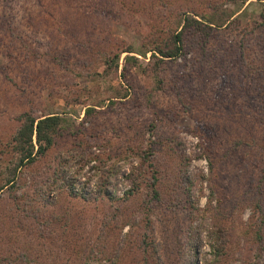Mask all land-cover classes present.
<instances>
[{"label": "rangeland", "instance_id": "obj_1", "mask_svg": "<svg viewBox=\"0 0 264 264\" xmlns=\"http://www.w3.org/2000/svg\"><path fill=\"white\" fill-rule=\"evenodd\" d=\"M222 1L64 0L57 4L54 0H0V154H6L0 162L13 155L6 144L19 129L22 114L69 119L47 157L22 171L17 191L6 190L0 199V264H66L64 224L56 222L53 227L43 222L54 211L73 216L71 203L79 205L81 200L71 198L69 191L94 193L89 202L101 211L94 216L96 223L113 219L111 234L102 237L108 246L106 255H112L127 236L134 251L122 257L121 263L143 259V254L136 253L138 227L133 230L131 223L141 222L148 214L153 229L146 230L160 245L165 264H186V251L196 247L200 253L195 263L209 264L213 260L210 231L222 220L217 200L209 205L216 185H224L226 196L235 202L234 253L226 264L252 261L256 244L243 233L250 210L240 215L241 184L246 176L239 160L247 158L252 165L257 150L264 146V128L243 118L235 100L230 102L219 93L217 100L211 97L213 71L201 65L209 60L211 66L216 65V74H221L227 69L222 70V60H215L218 54L227 56L229 50L224 51L223 40L218 39L207 50L212 52L204 55L198 46L204 37L190 32L185 36L184 56L164 61L156 72L152 52L144 48L157 37L167 41L168 31L180 30L183 11L222 25L223 38L240 45L245 32L260 21L262 3ZM256 47L251 45L255 51ZM116 53L117 67H110L106 60L111 61ZM256 53L252 57L259 63L264 54ZM220 85H224L223 78ZM89 108L96 113L87 116ZM213 124L221 129L214 128L208 142L201 135H209ZM235 142L241 144L232 161L225 149ZM214 150L222 151L215 179L207 154ZM87 153L93 162H87ZM98 156L115 169L108 187L112 201L95 199L101 181L93 168L100 165ZM141 170L147 172L139 179ZM150 171L158 172L161 200L148 211L144 202L153 201L154 196ZM56 173L58 182L53 184ZM133 180L141 186L127 202ZM46 181L57 205L43 208L46 199L37 189ZM189 184L190 198L182 191ZM97 227L94 240L100 235ZM97 257H103L102 253L95 251Z\"/></svg>", "mask_w": 264, "mask_h": 264}, {"label": "trees", "instance_id": "obj_2", "mask_svg": "<svg viewBox=\"0 0 264 264\" xmlns=\"http://www.w3.org/2000/svg\"><path fill=\"white\" fill-rule=\"evenodd\" d=\"M54 1L57 2V4H60L64 0ZM239 1L245 3L246 0H224L222 3L227 4L228 2ZM257 1L262 3L263 6V12L259 19L260 21L254 25V28L245 32L241 39V43L238 46L225 40V28H223L222 25L217 26L215 25V22L211 23L210 21L209 23L203 15L198 19V15L190 13L189 11H183L181 13L182 27L180 30L168 31L169 35L166 37L167 41H164V38L161 39L157 37L155 42L144 44V48H146V52H152V58L155 61V70L156 72H159L161 70V64H163L164 61H174L181 59L184 56L186 46L185 36L188 33L190 34L191 32L204 37L203 40L198 41V46L201 45V52H203L204 55H209V53L212 52H208L207 50L210 49V44L213 41L216 42L218 39L223 40L222 44L224 51L226 49L229 50V54L227 56L218 54L219 58L215 61L222 60L223 65L221 68L222 70L224 68L227 70L221 72V74H216V65L211 66V62L206 59L205 61H201L203 62L201 64L203 68L207 66L213 71L215 84L211 85L209 93L211 94V97L215 98V100L218 99V93L219 96L226 95L225 99H229L230 102L235 100V103L240 110L239 113L243 118H246L247 120L252 119L264 128V57L260 59L259 63L252 57V54H255L256 52V54H264V0ZM251 45L257 46V51L253 50ZM127 50L131 52L132 48ZM159 57L162 58L160 59ZM110 58L111 59L109 60L111 61L106 60L107 65L110 67L112 65L117 67V60L119 59L118 53L110 56ZM222 78L224 81L223 86L220 85ZM221 86L222 88H220ZM112 104L114 105L115 103ZM95 113V108H89L87 110V116L94 115ZM19 119L21 124L19 129L6 144V148H11L10 150L13 155L6 162H0V199L6 190L17 191L16 188L20 183H18L20 173L25 169L34 167L39 160L47 157L50 150L56 146L58 139L61 137L62 131L66 130L64 125L69 121V119L61 115L35 117L29 113L22 114ZM212 126L209 135L206 134V132L205 135H201L203 139L207 137L206 140H208V142H210L213 137V129H221L219 124H213ZM229 128L230 127L227 126V129L223 131L226 132ZM240 144L241 142H235L234 146L225 149L228 150L227 154H225L226 158L231 155V160L234 161V153L239 148ZM243 145H247L248 148L252 147V144L250 143H243ZM207 152H209V150H207ZM221 152L222 151L219 150L215 152L214 150L213 154L207 153L208 156L211 157L209 168L210 174L213 175V179L217 178L216 171L218 169V164L222 161L220 158ZM257 153V157L252 162V165L249 164L247 158L239 160L243 168L242 171L246 176L243 180V184H241L243 190L240 199V215L246 209L250 210L249 222L244 223L246 229L243 233L247 237L252 238L254 244H256L254 245L256 252L254 255H251L252 261H250L249 264H264V146L261 147L260 150H257ZM4 154L5 152L0 154V161L4 159V156L6 155ZM87 157L88 163L93 162L90 153H87ZM82 159L84 160V158ZM97 161H99L100 165H97V167L94 166L93 168L99 171L101 181L99 189L97 190L99 195L95 198L97 199L96 202L99 200H105L106 197H108L109 201H112L113 196L108 191V187L110 186V178L114 174L113 172L115 169L110 168L108 163L100 156L97 157ZM142 172L145 174L147 170H141V172H139L137 175L139 179L142 176ZM245 172H247L248 176ZM150 173V177L153 181L152 188L154 196L153 201L144 202V204L146 203L144 209L148 211L154 207L156 202H160L161 200L159 196L161 193H159L157 189L158 183L160 184V179L157 176L158 172L150 171ZM104 174H108L109 176L103 177ZM58 178L59 175L56 173V176L52 177L53 184L58 182ZM138 182L139 181L133 180V187L126 193L125 201L128 202L132 195L140 189L141 185H139ZM59 186L63 188L62 185ZM70 186H74V182ZM51 188L52 186L46 181L42 189L41 187L40 189H37V192L42 198L46 199L45 202L41 203L43 208L57 205L55 200H52L51 198L49 191ZM213 188L215 189H212V198L210 201H212V199L213 201L217 200L216 209L219 210V216L222 217V220L220 226L214 225V229H211L210 231L212 235L211 247L213 249V260L209 264H226V260L232 259L234 253L233 237L237 230L235 202L232 197L226 196V188L224 185H216ZM68 190H70V188H68ZM182 191L183 193L185 192L188 198H190L189 196L192 193L191 185L189 184V186L182 188ZM69 196L71 198L77 197L76 199L81 200L78 201L80 202L79 205L71 203L70 208L74 211L73 216L68 217L67 215H59L54 211L51 212L46 221L43 222L44 224H48V226L53 225V227L56 222L60 226L61 223L64 224L63 231L66 233V238L64 239L66 245L62 253L63 256L67 258L65 262L66 264H104V261L108 264H120L122 257H127V255H130V253L134 251V247L126 242L127 236H124L121 241V246L118 247L112 255H106L108 246L103 242L102 237L111 234L113 229V219L105 222L103 220L101 224H99L97 220L96 223V217L94 216L98 211L99 213L101 211L98 208V205L96 207L89 202L94 199V193L85 192L78 194L69 191ZM13 199L17 200V196L14 195ZM213 201L209 203V205H211ZM189 202H191L192 206H195L193 201L189 200ZM26 203L27 202H25V204ZM16 204L17 202H15V205ZM38 214H41V211L36 213V215ZM151 223L152 221L148 214L141 222L133 221L131 223V228L133 230L138 227V234L136 237L138 240L136 247L138 249L136 250V253L140 252V254H143L144 256L142 260L132 262L133 264H165L160 255V245L150 238L149 232L147 231H152L151 229H153V227L151 226ZM96 226H98L97 232H99L100 235L97 236V240H94L92 236L93 230H95ZM49 235H52V232ZM50 238L53 240L52 237ZM53 241L55 242V240ZM132 244H134V242ZM199 250L200 248L196 247L195 249L190 248L186 251V264H196V259L200 253ZM95 251H97V253H102L103 257H97V259H95Z\"/></svg>", "mask_w": 264, "mask_h": 264}]
</instances>
